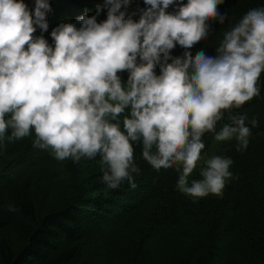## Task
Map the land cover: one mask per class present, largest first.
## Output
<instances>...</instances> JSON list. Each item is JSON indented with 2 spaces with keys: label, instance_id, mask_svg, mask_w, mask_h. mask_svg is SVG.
<instances>
[{
  "label": "clouds",
  "instance_id": "9594fccd",
  "mask_svg": "<svg viewBox=\"0 0 264 264\" xmlns=\"http://www.w3.org/2000/svg\"><path fill=\"white\" fill-rule=\"evenodd\" d=\"M144 2L148 7L135 20L126 11L131 0H103L96 15L77 18L79 27L57 25L50 44L34 35L37 27L48 31L49 0H35L34 11L25 0H0V139L9 129V140L34 130L33 146L51 149L58 160L99 155L102 181L112 190L125 181L137 187L134 153L141 144L156 171L176 168L183 193L222 195L231 159H208L202 179L189 185L188 178L201 160L205 133L217 141L235 136L237 151L249 145L244 115L216 129L225 110L260 95L264 6L233 23L216 56L199 51L193 57L190 50L208 36V21L225 22L218 10L223 0H187L175 12L167 9L176 0ZM105 8L107 19L98 22ZM177 43L183 57L172 56ZM125 70L126 83L119 75Z\"/></svg>",
  "mask_w": 264,
  "mask_h": 264
},
{
  "label": "trees",
  "instance_id": "16d2710c",
  "mask_svg": "<svg viewBox=\"0 0 264 264\" xmlns=\"http://www.w3.org/2000/svg\"><path fill=\"white\" fill-rule=\"evenodd\" d=\"M49 2L52 11L47 15L48 31L42 32L37 27L34 35H43L50 44H54L51 32L57 25L62 22H71L79 27L80 24L77 18L80 15H96L97 6L103 4V0H49ZM25 3L34 11L35 0H25ZM180 3H187V0H176V3L170 5L167 11H177ZM260 6H264V0H223V3L218 5V10L221 14H226L225 22L221 24L219 19L208 21V36L190 50L193 57L199 51H203L209 56H216L218 54L216 49L220 46L224 33L230 30L233 23L239 20L247 10ZM147 7L148 5L145 4L144 0H131V4L126 11L128 15H132L133 19L139 20L141 10ZM106 19L107 9L105 8L98 15L97 21L102 22ZM184 52L185 49L177 43L172 50V56L183 57ZM155 70L157 74L160 73L159 65ZM235 115H244L246 126L251 129V135L248 137L249 145L246 149L250 152L255 144L264 141V72L260 77V95L246 102L240 108H233L231 111L225 110L224 117L217 123L216 130L219 131L224 124H230L232 117ZM252 121H256V124L253 125ZM8 132H11V129ZM35 139L34 133L31 145H34ZM203 141L205 148L202 150L201 160L188 178L189 185L192 180L202 179L201 171L206 167L204 163L206 155L210 154L212 158L215 156L225 158L227 152L235 147L238 142L235 136L229 140L217 141L213 132L205 133ZM261 144H264V142ZM25 146L24 143L12 144L0 153V177L6 176L7 184L4 190L12 198L13 207L16 209L14 220L7 219L6 221V218H0V264H91L90 259H95L93 264H104L101 261L102 259H96V252L87 251L86 247L79 242L87 239V236L94 232L102 222L115 220V218H118L115 223L122 221L130 212L133 213L139 207L147 211L145 225L142 226H144V229H148L149 232L137 231L132 233V231L127 242L120 246L122 259L111 258L112 262L114 261L117 264H205L206 258L209 256L207 251L214 250V248L218 249L219 245L217 236L213 231L206 235L209 241L208 248L206 249L204 242L200 241L196 248H203L204 250L194 258L184 254L185 257L183 258L168 260L163 258L162 255L158 256L154 255V252L150 253L154 247H151V250L146 249L140 243V240L153 231L152 229L161 226V221L169 219L175 225L184 218H187L192 226L218 225L219 218L223 214L222 209L227 205L228 200H234L239 195L241 189L238 187L237 178L231 177L227 179L222 195L210 193L204 197H193L183 193L177 188L180 173L176 168L156 171L143 159L142 145L137 144L134 153L135 162L140 169L139 174L135 175L137 187L133 189L125 181L118 189H109L106 192L114 198L119 197L121 193H126L128 202L124 203V206L117 205L120 208V215L112 217L108 213L105 214L106 200L102 196L87 192L86 188L88 186L83 187L79 184V175L73 170L78 163L70 158L67 163L61 161L58 164L60 165L63 162L62 165L64 166L60 167L62 170L55 169V173H49L46 178L44 177L51 181L57 180L62 185L63 192L59 198L61 202L57 204L54 200L45 212H40L35 204V198L29 190L20 188L17 174L20 170L15 168L16 166L15 169H11L14 163L22 165L24 158L21 152L30 148ZM16 153L18 155L14 157ZM99 159H101L100 156ZM90 160L92 161V159ZM241 172H243V169ZM13 173L15 176H12ZM261 174V176H258L260 187L255 196L258 199L262 197L263 201L264 169ZM3 191L0 193L2 194ZM44 193L47 194V190L42 191V194ZM2 196L4 195L2 194ZM0 202H4V197L0 196ZM260 203L263 204L261 201ZM59 204H62V206H59ZM113 204L114 202H111V205ZM234 207V204L231 203L232 210ZM21 219H26V223L20 224ZM14 223L18 224L16 231L22 243L20 248H15L4 234V229ZM109 263L111 264V262Z\"/></svg>",
  "mask_w": 264,
  "mask_h": 264
},
{
  "label": "rangeland",
  "instance_id": "374dc122",
  "mask_svg": "<svg viewBox=\"0 0 264 264\" xmlns=\"http://www.w3.org/2000/svg\"><path fill=\"white\" fill-rule=\"evenodd\" d=\"M119 75L122 81L126 83L129 72L125 70ZM10 135L11 132H8L3 139H0V153L12 144L24 143L25 147H30L21 152L24 158L22 165L14 163L11 169L18 168L20 170L17 173L20 188L29 190L35 198L37 208L40 212H45L52 201L56 200L57 204L61 202L59 198L63 192L62 185L57 180L51 181L45 178L49 173H55V169L62 170L60 167H63V162L67 163L69 158L58 160L51 149L41 150L33 147L31 144L34 132L24 138L15 140H9ZM263 142L259 141L255 144L250 152L246 150L237 151V142L235 147L227 152L225 158L231 159L233 162L229 171L232 173V177L237 178L238 187L241 189L239 195L234 200H228L227 205L222 209L223 214L219 218L218 225L192 226L187 218L180 220L175 225L169 219L161 221V226L152 229L153 231L144 236L140 243L149 250L154 247L150 253L154 252V255H162L163 258L168 260L183 258L185 257L184 254L194 258L204 250L203 248H196L200 241L204 242L206 249L208 248L209 241L206 235L213 231L217 236L219 245L218 249L214 248V250L207 251L209 256L206 258L205 264H264V197L262 201V197L258 199L255 196L260 187L258 176L262 175L261 172L264 169V144H261ZM17 155L16 153L14 157ZM211 158L210 154L204 157L205 160ZM100 160L99 156L92 159V161L82 158L79 162H76L78 164L74 166L73 170L79 175V184L83 187L88 186L86 188L87 192L102 196L106 200L105 214L108 213L115 217L120 215V208L117 205L124 206V203L128 202L127 195L121 193L119 197L114 198L106 194L109 189L102 181L104 169ZM61 161L63 162L58 165ZM242 169L243 172L240 173ZM12 176H15V174L13 173ZM6 181V176L0 177V192L4 190L7 184ZM41 190L44 192L47 190V194H42ZM2 194L0 196L4 197V202H0V218H6V221L7 219L14 220L16 211L9 210L10 206L13 207L12 198L6 193V190ZM111 202H114V204L111 205ZM231 203L235 206L233 210L231 209ZM59 206H62V204H59ZM146 215L147 211L139 207L133 213L130 212L122 221L115 223L118 218L104 221L94 232L87 236V239L79 243H82L87 251L96 252V259H102L101 261L104 264H110L109 262L117 264L114 261L112 262L111 258L122 259L120 246L127 242L129 234L132 231V233L137 231L149 232L148 229H144V226H142L145 225ZM26 221V219H21L20 224H25ZM17 229L18 224L14 223L4 229V234L15 248H20L22 243L18 238ZM94 260L90 259V263L93 264Z\"/></svg>",
  "mask_w": 264,
  "mask_h": 264
}]
</instances>
